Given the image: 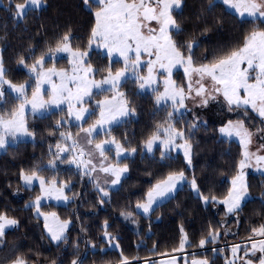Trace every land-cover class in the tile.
Here are the masks:
<instances>
[{
  "label": "trees",
  "instance_id": "16d2710c",
  "mask_svg": "<svg viewBox=\"0 0 264 264\" xmlns=\"http://www.w3.org/2000/svg\"><path fill=\"white\" fill-rule=\"evenodd\" d=\"M0 1V58L4 77L14 83L27 82L26 96L34 89L35 78L24 66H31L45 56L44 66L68 68L64 56L47 58L54 52L49 50H54L65 34L70 35L72 49L89 48L93 13L98 4L88 7L84 0H43L44 5L29 10L20 19L15 16V5L25 0ZM212 5L210 0H182L181 10L173 12L181 30H173L171 35L185 55L188 54L186 45L195 42L192 56L196 65L213 62L242 46L249 32L264 30V23L259 19L251 22L253 18L240 17L220 0H212ZM22 58L23 64L19 63ZM86 63L94 68V77H102L109 70L115 73L124 67L120 59L109 60L98 49L89 51ZM174 75L177 84L183 86L182 72L178 70ZM117 90L124 93L127 107L134 109V114L96 133L92 139L96 142L115 139L123 148L136 149V152L112 158L118 164H126L128 171L116 188L109 189L107 197H102L79 169L64 163L65 159L62 164L47 165L52 159L50 146L59 140L64 121L68 120L64 109L44 115L27 113L25 121L35 139L19 140L0 152V214L18 221L0 238V264H11L18 257L26 264H72L73 260L83 264H121L124 257L130 264H143L145 260L156 261L155 257L178 250L183 234L188 239L184 247L189 250L186 255L200 256L209 264H227L231 247L258 237H253L252 229L264 225L263 174L247 173L249 197L234 213H227L223 205L211 199L228 194L230 179L237 173L242 158L240 143L219 135L217 122L192 127L185 113L173 115L169 120L171 106L157 104L155 91L137 90L136 78L127 77ZM112 92L111 88L99 90L93 96L100 99ZM15 97L5 89L0 113L16 109L20 99ZM92 113L80 124L70 123L72 130L78 132L91 124L98 117L95 110ZM231 115L244 119L253 129L264 127V121L250 108H238ZM168 123L183 131L191 144V167H187L180 153L168 154L162 159L158 146L151 153L141 151L157 125L166 127ZM33 170L47 180L67 183V203L40 205L42 210L53 211L69 222L64 237L56 243L45 232L33 206L26 205L38 187L22 186L20 175ZM181 171L187 181L173 195L156 204L147 215L135 210L155 183ZM191 178L195 179L197 194L190 186ZM203 197L209 200L205 202ZM210 230L219 233L215 240L208 236ZM105 231L110 235L105 236ZM205 238L208 242L200 246V240Z\"/></svg>",
  "mask_w": 264,
  "mask_h": 264
},
{
  "label": "snow or ice",
  "instance_id": "6c2138e0",
  "mask_svg": "<svg viewBox=\"0 0 264 264\" xmlns=\"http://www.w3.org/2000/svg\"><path fill=\"white\" fill-rule=\"evenodd\" d=\"M86 6L91 7L92 3L99 5V10L95 12L96 24L91 31V40L89 46L95 41H102L101 47L107 49L108 54L112 55L117 53L124 58L125 67L116 71L115 74L109 70L107 76L101 81L88 79L94 69L89 65L84 67V57L86 52L79 50L74 51L70 44V35L65 34L61 41L58 42L57 47L50 52H66L70 53L72 60V74L69 75L65 70L57 71L55 68H49L47 71L43 69L45 56H41L31 66V71L36 73L37 82L35 91L32 92V98L29 100L26 96V85L12 84L11 81L5 80V68L2 58H0V100L4 99L5 89L4 85L7 84L11 92L16 93L17 99L21 103L16 109L4 114L0 113V149H6L10 143H16L21 137L32 136L33 133L29 132L27 123L24 118L26 105H31V110L35 112H42L50 105H59L64 101L69 103V115L75 117L76 120H84L87 115L93 113L88 108L80 107L75 109L76 104H83L85 97L92 95V88H100L101 85L107 84L111 86L112 90H117L120 86L122 79L127 78L129 70L133 71L136 79L141 81L140 88L151 86L156 83L154 70L156 66L159 69L165 70L168 73L167 79L164 80L165 89L163 93L156 96V103L160 104L162 101L171 100L173 111L168 113V119L171 120L174 113L179 112L180 108L185 107V100L192 97L193 92L195 97L200 98L201 106H207L209 100H215L217 95H222L224 101L229 106V111L233 108L245 107L258 113L260 117H264V30H253L249 32L243 40L242 46L230 51L228 54L223 55L211 63H202L196 65L193 61L192 51L195 42L186 45L188 54L180 50L173 39L171 32L175 30L179 32L180 25L173 17L174 11L181 10L182 0H84ZM221 3L234 9L240 17H251L255 22L259 19L264 23V0H221ZM43 4V0H25L23 4L15 5V16L22 19L27 15L29 10L39 8ZM210 6L212 0H210ZM152 22L158 25L157 28L151 27ZM248 22V21H246ZM130 53H134L135 59H131ZM146 53L148 56H155L154 60H149L147 76H139L135 72L141 66V54ZM47 55V54H45ZM23 64V58L19 61ZM177 66H183L185 76L187 77V92L184 87H178L172 80V70ZM40 71H37V69ZM98 71V70H96ZM53 76H59L61 83L59 85L52 82ZM205 81L211 82L209 89ZM73 83L76 85L73 91L68 84ZM44 83L52 85L51 99L48 101L43 100L41 96V87ZM243 93V95H241ZM97 106L100 107V118L95 123L83 132L91 137L94 132L98 134V130L102 129L106 123L117 121L121 117H127L134 114V109L127 107V101L124 99V93L116 91V94L110 99L106 98L103 101H98ZM59 123V122H58ZM192 127H195L193 125ZM219 131L227 136L239 137L240 144L243 147V159L239 161V173L233 177L231 181V188L227 196L220 201V203L227 206L228 213H234L241 207V202L248 196V185L245 179V168L249 167V161L254 157L257 167L264 165V155H258L249 151V145L252 142L253 133L245 128L244 121L233 123L229 121L225 127H221ZM65 139H71V134L61 133ZM163 136V138H162ZM10 138V139H9ZM184 140L183 144H176L177 139ZM159 142L163 145L165 151L161 152V158L168 157V150L172 147L183 148L184 155L191 163V144L185 139L183 131L176 129L175 125L168 123L167 127L164 124H159L155 132L145 142V148L148 152H152L153 146ZM77 144L73 140V145ZM87 145H93V140L86 139ZM115 145L116 156L118 158L127 155L126 150L115 141V139L102 141L96 143L94 148L99 151V155L103 158L101 160L100 170L105 173L112 174L115 179L111 181L113 185L120 182L122 174L128 171L125 164L123 167L118 165L108 164L104 166V161L107 160L105 156L106 147L111 150L110 146ZM60 152L66 149L57 145ZM135 152L136 149H131ZM80 157L85 155L83 148L79 152ZM91 155V152L88 153ZM77 164H83L85 168L92 164L89 159L74 160ZM52 164L53 162H49ZM95 171V166L92 167ZM21 177L26 184H31L33 180H39L42 192L44 195L56 194L57 199L67 200L68 197L64 196V187L56 186V181L46 182L43 177L38 176L37 172L33 170L31 174L21 172ZM185 180L184 173H170L167 178L160 181L153 186L147 193V202L137 204V208L143 209L145 213L152 209L153 204L158 199L168 197L172 193L177 184ZM47 183V186H46ZM193 189L196 188L195 179L191 182ZM105 196L108 195L103 188L100 189ZM205 202L209 197H203ZM211 199L215 200V197ZM41 197H37L35 204L39 208ZM53 220H56L55 214H52ZM47 220V217L45 218ZM68 221L60 223L57 221L56 228L50 227L47 223L45 227L51 233V238L55 241H60L64 237V231L68 226ZM18 224V221L7 217L5 214H0V238L5 235L7 228L13 227ZM107 228V224H105ZM182 233L183 230L181 229ZM253 237H264V225L259 228L252 229ZM105 236L110 234L105 231ZM219 235L218 232L209 231L208 236L215 240ZM251 239V238H250ZM207 238L200 240V246L207 243ZM111 243V240L109 241ZM188 243L187 235L183 234L180 240L179 250L182 251ZM118 246V245H117ZM240 250V245H234L231 249L234 257ZM257 252L264 254V239L255 241L252 239L251 246L245 251V256H255ZM259 264H264V255L258 257ZM13 264H26L23 258H17ZM72 264H83L82 261L73 260ZM121 264H130L127 257H124ZM168 264H175L173 257ZM191 264H209L207 259H193ZM228 264H234V261H229ZM245 264H253L251 259L245 261Z\"/></svg>",
  "mask_w": 264,
  "mask_h": 264
},
{
  "label": "rangeland",
  "instance_id": "374dc122",
  "mask_svg": "<svg viewBox=\"0 0 264 264\" xmlns=\"http://www.w3.org/2000/svg\"><path fill=\"white\" fill-rule=\"evenodd\" d=\"M23 3H25V2H23ZM23 3H20V4H23ZM1 4L2 3L0 1V5ZM42 5H44V1H43ZM229 9L231 11L235 12L234 9H231V8H229ZM98 10H99V8L96 9L94 11V13H93L94 14V27H95V24H96L95 12L98 11ZM236 14L239 15L238 13H236ZM245 17H247V16H245ZM151 27L158 29V25L155 22H152ZM102 43H103L102 41H95V42H93L91 44V46H89V48L87 50H84V51L79 50V51L86 52L87 55H88V53H89V51L91 49H98L103 54H106L108 56L109 60H111V59H120L123 62V64H124V58L123 57L119 56L117 53H113L112 55H109L107 49H105V48L100 46ZM73 50L76 51V49H73ZM87 55L84 57V67H88L90 65V64L86 63ZM58 56H64V57L67 58L68 68L65 69V67L64 68L56 67L55 65L44 66V64H43V69L45 71H47V69H49V68H55L57 71L65 70L69 75H71L72 74V64H71L72 57H71L70 53L53 52L52 54H48L47 58L50 57L52 59H55ZM130 57H131V59H135L134 53H130ZM154 59H155V56H148L146 53H142L141 54V66L139 68H137L135 70V72L138 73L139 76H147V74H148V63L147 62L149 60H154ZM45 60H46V58H45ZM31 66H27V67L24 66V69L31 75V77L35 78V80H34L35 81V87L31 91V94L29 96H27V98L29 100L32 98V92L35 91L36 82H37L36 73L31 71ZM124 67H125V64H124ZM141 70H143V71L141 72ZM178 70H180L182 72V74H183V78H184V85L183 86L178 85L177 84V80L175 79V75L174 74ZM37 71H40V69L38 68ZM107 74L103 75L102 77H94V71H93L91 74H89L88 79L95 80V81L99 82L102 79H104L107 76ZM114 74L115 73H113V75ZM154 75H155V78H156V83L151 85V86H146L143 89L140 88L141 81H139L137 79V90H139V91H144V90L155 91V97L157 95H159L160 93H163L164 89H165L164 80L167 79L168 73L165 70L159 69V66L157 65L155 70H154ZM127 77L135 78V76L133 75V71L132 70H129V72L127 73ZM171 78L176 83V85L178 87H184L185 91L187 92L188 80H187V77L185 76V73H184V70H183V66H177L176 68H173L172 77ZM4 79L7 80L5 77H4ZM123 80L124 79H122V81ZM52 82L57 84V85H59L61 83L60 77L59 76H53L52 77ZM11 83L15 84V85L25 84L26 88L28 86L27 82H22V83L11 82ZM205 84H206V86L209 89L211 88V82L210 81H205ZM68 86L73 91H75V88H76L75 84L69 82ZM51 88H52V85L49 84V83H44L42 85V87H41V96H42L43 100L48 101V100L51 99V95H52ZM109 88H111V86L107 85V84L101 85L100 88L93 87L92 90H91L92 91V96L85 97L83 104H76L75 101L72 102L75 105V109H79L80 107H84V108L90 109L91 112H92V110H95L98 113V117H96L91 124H89L85 128H82L78 132L72 130V128L70 126V123L80 124L83 120H76L74 116L69 115L70 108H69L68 101H64L63 103L59 104L58 106L57 105H50L46 110H42V112H35V113L31 110V105H26L25 113H24V118H25L27 113H30V114H33V115H44V114H47L48 112H50L52 110H55V109H64V111L67 114L68 120H65V121L63 120L65 122V125L62 128L61 133H65L66 135L70 133L72 138L71 139H65L64 137L61 136V133H60L59 140L56 141L57 143L55 142V144L50 146V150L52 151L51 152L52 153V159L50 161L53 162V163L50 164L49 163L50 161H49L47 163V165L53 167L55 165L62 164L63 163L62 160L65 159L66 162H64V163H66L67 165H73L74 167L79 169V171L82 174L86 175V177L89 178V180H91L93 182L94 187L99 191V194L102 197H104V198L107 197V196H105L103 194V192L100 191V189L103 188L104 191L108 193L109 189L116 188L119 183L116 184V185H113L111 183V181L113 179H115V177L112 174H110V173H105V172L100 170L101 160L103 158L99 155V151L94 148V145L96 143H101L102 141L101 142H96V141H94L92 139L96 135V132H94L91 137H88L87 134L83 132V129L91 127L95 123V121L100 118L101 109H100V107L97 106V102L98 101H103L106 98L110 99L112 96H114L116 94V91H118V90H114V92H112L110 95L105 94L100 99H95V97L93 96V92L99 91V90L103 91L105 89L109 90ZM4 89L8 90L10 93H12L14 96H16V93L11 92V90L9 89V86L7 84L4 85ZM119 92H122V91H119ZM241 95H243V93H241ZM2 102H3V100H0V103H2ZM20 103H21V100L19 101V104ZM164 103H168L171 106V112H172L173 111L172 101L171 100H166V101H162L160 104H164ZM236 109H238V108H233L232 111H229V106L224 101V98H223L222 95H217V98L215 100H209V103L207 104V106H201L200 98L199 97H195V93L193 92L192 97H189V98H187L185 100V107L184 108H180L179 112L175 113L174 115L177 116L179 114L185 113L186 114L185 117L190 121L191 126H193V125L196 126L198 123H207V122H210V121L211 122H217L218 123V130L221 127H225L228 124L229 121H232L233 123H236V122L242 120V121H244L245 128H247L251 133H253L252 142L249 145V151L252 152V153H256L258 155H264V127L263 128H255V129L249 127L246 124L244 119H241L240 117H235L234 115H231V113L235 114ZM254 113L258 115L257 112L254 111ZM86 116H87V114H86ZM230 116H232V117H230ZM124 118H126V117H121L117 121H114V122H112L110 124L106 123L103 126L102 129L98 130V132L108 129V127H110L112 124L117 123V122L121 121ZM260 118L264 121V117H260ZM29 132H31V131H29ZM219 135H221V136H223L225 138L234 139V140H236L237 142L240 143L239 137L227 136V135L221 133L220 131H219ZM88 138L93 140V145H87L86 144V139H88ZM162 138H163V136H162ZM34 139H35V137L32 135V136L21 137L19 140H34ZM73 140L77 141V144L75 146L73 145ZM104 141H107V140H104ZM183 143H184V140H181L179 138L176 140V144H183ZM10 144H13V143H10ZM57 145H60L61 148H64L66 150L63 151V152H60L57 149ZM157 146L161 149V151H165L163 145L160 144L159 142H157V144H155L153 146V150ZM81 148H83L84 151H85V155L83 157H80V155H79V152H80ZM110 148H111V150H108L107 147L105 149V153L104 154L107 157V160L104 161V166H107L108 164H112V165H118L119 167H123L124 165L118 164V163H116L115 161L112 160L113 157L118 159V157L116 156V147H115V145H111ZM241 148H242V152H243L244 149H243L242 146H241ZM123 149H125V148H123ZM3 150L4 149H0V152H2ZM125 150H126V153H127L126 156L134 155V153L136 152V151L134 153L131 152L130 151L131 149H125ZM153 150H152V152H153ZM141 151L142 152L151 153V152H148L147 149L145 148V143L142 145ZM89 152H91V155H88ZM175 153H180L183 156V159H184L187 167H191V163L188 162V159L184 155V149L183 148L172 147V148H170L168 150V154H175ZM190 156H191V153H190ZM81 159L84 160V161H87V160L90 159L92 161V164L89 165L87 168H85L83 164H77V163L73 162L74 160H81ZM241 159H243V156H242ZM249 165L250 166L245 168V170H244L245 171V179H246L247 173L251 172V171L264 175V165H261L258 168L257 164H256V160H255L254 157L249 161ZM93 166H95V171H92V167ZM238 173H239V167H238V170H237V173L235 174V176H237ZM26 174L30 175L31 173H26ZM126 174H127V172L122 174L121 179ZM38 176L43 177L40 174H38ZM44 179H45L46 182H51V181L54 180V179L47 180L46 178H44ZM232 179L233 178H231L230 181H232ZM192 180H193V178H191L189 180L191 187H192V184H191ZM55 181H56V186L57 187H61V186L65 185V184L67 185L66 182L58 183L57 180H55ZM186 181H187V179L185 177V180L179 182L177 184L176 189L172 193H170L168 195V197L173 195L174 192L177 190V188L180 187ZM246 182H247V179H246ZM20 183H21L22 186L27 187V188H31L33 186H37L38 187V192L36 193L35 196H33L30 200L27 201L26 205H32L33 206L34 214L41 218V220L43 222L44 230L47 233V235L49 236V238L51 239V241L54 242V243L58 242V241H55V240H53L51 238V233H49L48 229L45 227V224L47 223L50 227H53L55 229L57 221L60 222V223H63L64 221H68V220L61 219L53 211H44V210H42L40 208V205L42 203H48V202L65 204V203L68 202V199L67 200L57 199L55 193H53L52 195H44L43 192H42L39 180H33L31 184H26L25 181L22 179V177L20 175ZM156 184L157 183H155L154 185H156ZM46 186H47V183H46ZM66 188L67 187H64V196H67L66 193H65ZM196 188H197V186H196ZM192 189H193V187H192ZM193 191L197 194L196 189H193ZM37 197H41L38 209H37V206L35 204V201H36ZM168 197L163 198V199H158L153 204L152 208L156 204L166 200ZM225 197H223V198H215V200H213V199L212 200L217 202V203H219V204H221V205H223L225 210H226V212H227V206L222 204V203H220V201H222ZM248 197H249V194L243 201H245ZM243 201L241 202V204L243 203ZM146 202H147V197H146V199L144 201H142V202H140L138 204L146 203ZM135 210L138 211V212H141L142 214H145V215H147L150 212L149 211V212L145 213L143 211V209L137 208V205L135 206ZM52 214H55V217L57 218L56 220H53ZM126 216H130V215H126ZM7 217H9V216H7ZM46 217H47V220L45 219ZM9 218L14 219L12 217H9ZM15 226H13V227H15ZM13 227H10V228H13ZM10 228H7V229H10ZM67 228H68V226H67ZM67 228L64 231V235H65V233L67 231ZM253 239L255 241H259V240L263 239V237L258 236V237H255ZM250 241L252 242V240H250ZM251 242L246 243L244 245H240V250L237 253L236 257L233 256L232 251H231L232 247H231L230 248V255L226 259V263L228 264L229 261H234V264H245L246 260L251 259L253 264H259L258 257H260L261 255H264V254H262L260 252H257L255 256H252V255L245 256V251L250 248ZM112 246H116V244L112 243ZM184 249H186V248H184ZM175 252H178V251H175ZM175 252H170L168 254H163V255H160L158 257H155L156 261L145 260L143 264H168V262L172 260L174 254H176ZM166 255L167 256L171 255V256L165 258ZM162 257H164V258H162ZM179 257L178 256H174L175 264H191V261L193 259H204V258H202L200 256H197V255H184V256H181L180 258ZM11 264H13V262Z\"/></svg>",
  "mask_w": 264,
  "mask_h": 264
},
{
  "label": "built area",
  "instance_id": "2783aa9c",
  "mask_svg": "<svg viewBox=\"0 0 264 264\" xmlns=\"http://www.w3.org/2000/svg\"><path fill=\"white\" fill-rule=\"evenodd\" d=\"M187 252H189L188 250H185V249H183L182 251H179V252H175L176 254H174V256H177V255H179V254H183V253H187ZM171 255H166L165 257H170ZM173 256V257H174Z\"/></svg>",
  "mask_w": 264,
  "mask_h": 264
}]
</instances>
